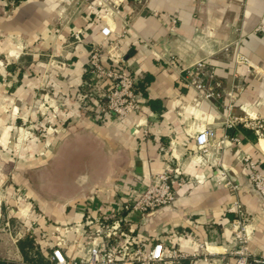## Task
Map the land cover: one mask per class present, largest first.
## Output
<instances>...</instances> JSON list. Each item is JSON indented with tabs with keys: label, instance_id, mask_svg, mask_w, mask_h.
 <instances>
[{
	"label": "crops",
	"instance_id": "obj_1",
	"mask_svg": "<svg viewBox=\"0 0 264 264\" xmlns=\"http://www.w3.org/2000/svg\"><path fill=\"white\" fill-rule=\"evenodd\" d=\"M98 3L0 0V138L13 140L38 118L51 123L46 115L52 111L62 117L61 134L49 150L17 139L0 144V264H51L57 229L100 209L124 215L141 238L171 241L193 254L202 243L232 247L230 228L239 206L255 223L250 249L264 256V198L248 183L249 167L242 161L251 156L264 176V140L249 129H225L226 111L219 103L199 100L167 64L171 57L182 67L208 59L223 87L233 89L236 112L245 107L264 118V31H256L264 26V0H126L122 12L133 24L122 49L132 52L126 58L143 76L145 89L141 112L125 120L88 115V102L76 104L87 90L82 85L89 42L109 41L101 35L104 23L95 18ZM239 39L229 54L209 55ZM238 52L258 69L237 66ZM198 124L218 139L238 141H228L219 152L211 148L199 163ZM166 170L172 171L174 203L144 215L130 212L140 190ZM223 172L237 190L220 182ZM15 186L33 204L28 221L9 210Z\"/></svg>",
	"mask_w": 264,
	"mask_h": 264
},
{
	"label": "built area",
	"instance_id": "obj_2",
	"mask_svg": "<svg viewBox=\"0 0 264 264\" xmlns=\"http://www.w3.org/2000/svg\"><path fill=\"white\" fill-rule=\"evenodd\" d=\"M125 2L126 0H99L97 6L93 7L95 18L104 23L101 35L109 41H91L88 44L90 49L85 69L87 80L82 85L87 90L78 96L82 103L88 102L84 107L88 115L96 113L104 119L115 117L125 120L142 110L143 94L140 82L143 76L134 71L122 49V43L133 24V19L122 12ZM261 30L264 31L263 25L256 29L257 32ZM76 39H80L79 33L76 34ZM240 41L241 39L220 45L209 55H216L218 52L229 54ZM208 61L200 59L189 67H182L176 58L171 57L167 64L179 72L183 83L196 92L199 100L219 103L226 111L225 129H249L254 132L257 140L264 139V118L245 107L240 108V113L236 112L233 89L226 90L223 87L216 67ZM235 63L237 66L246 65L250 70L258 69L257 65L239 52L236 54ZM237 75L236 72L234 76ZM76 104L79 106V102ZM195 133L199 163L204 162L211 148L219 152L228 141H238L226 135L218 139L213 130L200 124L195 126ZM242 161L249 167L248 183L264 198V176L258 170V165L249 155L244 156ZM171 172L166 170L156 175L149 185L140 190L127 209L144 215L173 204L176 195L171 185ZM226 179L223 172L220 182L224 181L226 186L234 190L239 188L237 184ZM13 201L9 210L20 212L23 219L28 221L33 212V204L27 194L21 192L18 199ZM237 208V220L230 228L232 247L220 250L219 246L202 243L197 245L198 249L193 254L180 251L171 241L164 243L152 238H141L137 229L128 225L125 216L115 211L100 209L97 215L87 212L81 222L66 225L62 230L59 228L53 234L54 237L52 235L55 241L50 244L51 264H180L182 261H189L190 264H212L215 260L224 264H264V256L256 255L250 249L255 235L253 218L239 206ZM71 233L76 234L74 240L69 239ZM28 234L31 240H36V234L31 227L28 228ZM41 237L45 238L44 234Z\"/></svg>",
	"mask_w": 264,
	"mask_h": 264
},
{
	"label": "rangeland",
	"instance_id": "obj_3",
	"mask_svg": "<svg viewBox=\"0 0 264 264\" xmlns=\"http://www.w3.org/2000/svg\"><path fill=\"white\" fill-rule=\"evenodd\" d=\"M77 102H79V106L83 105L82 102L80 101V99H77L76 103ZM63 111L66 113V114H64L65 116H69L68 113H70V110L67 107L64 108ZM46 117L50 118L51 123H47V122L40 120L38 118L36 120L38 123L34 122L33 124H31V126L28 127L25 132L19 131L18 135L16 134L14 139H17L19 141V143L26 142V144H27V141H30V142L32 141V142H35L34 144L37 145V148L40 144H42L46 150L51 149L53 144L56 141L54 138H56L58 136V134H61L62 128L61 129L59 128V126L61 127V125H59V124H61L62 117H61L59 110L58 111H52V113L48 116L46 115ZM32 128H33V130H32ZM13 140L7 139V138H5V139L0 138V144L2 146H9V145L13 144ZM41 155H43V154H41ZM15 188L16 189L14 191V194L12 195V200L13 199L17 200L18 196L21 194V192L26 193L28 196V192L25 189H23L19 186L18 187L15 186ZM30 201H31V199H30Z\"/></svg>",
	"mask_w": 264,
	"mask_h": 264
},
{
	"label": "trees",
	"instance_id": "obj_4",
	"mask_svg": "<svg viewBox=\"0 0 264 264\" xmlns=\"http://www.w3.org/2000/svg\"><path fill=\"white\" fill-rule=\"evenodd\" d=\"M13 1L15 2V4H20V3H22L25 0H13ZM131 55H132V52H129L128 54H125V57L131 56ZM144 89L145 88H144V83H143L140 86V90H142L144 92Z\"/></svg>",
	"mask_w": 264,
	"mask_h": 264
},
{
	"label": "bare ground",
	"instance_id": "obj_5",
	"mask_svg": "<svg viewBox=\"0 0 264 264\" xmlns=\"http://www.w3.org/2000/svg\"><path fill=\"white\" fill-rule=\"evenodd\" d=\"M262 140H264V139H262Z\"/></svg>",
	"mask_w": 264,
	"mask_h": 264
}]
</instances>
